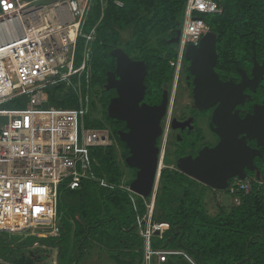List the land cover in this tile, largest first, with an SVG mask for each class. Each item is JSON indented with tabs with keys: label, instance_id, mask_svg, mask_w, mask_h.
<instances>
[{
	"label": "trees",
	"instance_id": "1",
	"mask_svg": "<svg viewBox=\"0 0 264 264\" xmlns=\"http://www.w3.org/2000/svg\"><path fill=\"white\" fill-rule=\"evenodd\" d=\"M187 0H93L88 21L83 27L94 29L90 43L88 83L104 88L106 73L115 68L111 50L121 48L131 59L146 64V97L159 102L163 87L174 77L170 62L176 58V47L168 42L180 29ZM218 14H208L204 20L209 30L217 35L219 61L216 68L235 74L236 66L249 68L250 56L264 59V0H221ZM88 32V33H89ZM85 40L77 43V60ZM176 46V44H175ZM57 85L47 90L49 107L69 109L77 105L75 91ZM104 90V89H103ZM85 91V92H86ZM106 96L109 93L104 90ZM107 108L108 97L103 102ZM92 101L86 116V126L107 129L110 138L117 140L113 120L105 113L103 120L90 116L96 110ZM91 109V110H90ZM122 153L112 144L93 148V172L108 183L101 187L84 180L76 191L60 190L61 196L80 198V204L63 214L58 202L59 236H28L31 245H40L55 252L56 264H79L92 248L105 250L113 264H143L144 238L138 219L147 213L150 197L143 199L120 188L129 186L127 166ZM125 152V153H124ZM261 173L263 159L260 161ZM263 184H252L248 193L231 196L239 202L229 207H218L215 215L207 211L208 189L169 166L161 170L155 195L152 222H165L162 231L150 241L153 250H179L196 264H264V175ZM122 179V181H121ZM214 194H228L227 189ZM230 196V195H229ZM178 228V234H175ZM26 245L15 234L0 232V260L9 264H42L36 255L23 253ZM91 255V254H90ZM165 264H189L182 256L170 257Z\"/></svg>",
	"mask_w": 264,
	"mask_h": 264
},
{
	"label": "built area",
	"instance_id": "2",
	"mask_svg": "<svg viewBox=\"0 0 264 264\" xmlns=\"http://www.w3.org/2000/svg\"><path fill=\"white\" fill-rule=\"evenodd\" d=\"M92 1L4 0L0 3V106L10 102L21 106L0 109V117L6 119L0 130V232L31 235L38 231L44 236L58 237L60 190L76 191L84 180L108 186L105 180L95 178L91 150L109 147L113 142L109 130L86 126L90 99L88 87L84 94L81 83L83 75L86 83L90 78V43L95 32L92 29L84 33L83 27ZM220 1H186L177 55L170 62L175 79L181 73L186 47L198 46L209 31L204 16L220 13ZM80 38L85 43L76 66ZM72 77L78 78V84L73 87ZM57 85L75 91L76 107H49L47 90ZM162 162L163 152L147 213L138 219L139 227L145 224L139 230L144 238V264H165L174 256L196 264L182 251L151 248L152 236L163 227L152 222L158 182L165 168ZM262 170L258 177L236 179L227 188L229 195L248 193L254 182L263 184L264 157ZM120 188L134 194L129 186L122 184ZM0 264L9 263L0 260Z\"/></svg>",
	"mask_w": 264,
	"mask_h": 264
},
{
	"label": "water",
	"instance_id": "3",
	"mask_svg": "<svg viewBox=\"0 0 264 264\" xmlns=\"http://www.w3.org/2000/svg\"><path fill=\"white\" fill-rule=\"evenodd\" d=\"M179 36L180 29L168 44H177ZM216 42L217 35L209 30L198 46L186 47L184 59L189 62L187 71L193 77L194 108L203 111L217 105L212 122L216 125L215 132L221 141L212 149L203 148L196 158H180L176 170L207 188L223 191L229 187L230 179L245 180V169L253 172L256 177L260 175V171L253 166V158L261 155L250 149L246 141L257 140L258 146L264 147V105L244 119L233 109L245 99L243 88L254 90L251 84L260 82L264 74V63L259 66L254 60L253 79L249 83L241 69H237L242 77L240 84L236 85L230 80L223 82L215 71L218 62ZM110 54L115 60V70L106 73L104 90H115L117 96L110 100L107 116L126 125L128 131L118 132L117 135L129 150L125 164L136 170L129 188L135 195L146 199L151 195L158 176L157 139L162 133L161 119L167 111L169 92L163 87L159 105L145 104L146 64L131 59L121 48L111 50ZM61 199L66 205L80 204L79 197L71 198L66 193ZM158 224L166 225L161 221ZM175 234H178V228H175Z\"/></svg>",
	"mask_w": 264,
	"mask_h": 264
},
{
	"label": "flooded vegetation",
	"instance_id": "4",
	"mask_svg": "<svg viewBox=\"0 0 264 264\" xmlns=\"http://www.w3.org/2000/svg\"><path fill=\"white\" fill-rule=\"evenodd\" d=\"M174 45V44H172ZM217 49V42H216ZM255 58V59H254ZM254 60L261 66L264 63V59H258L255 54L250 56L249 68H241L236 66L235 74L227 75V71H221L216 68L215 71L221 81L226 82L228 80L232 81L234 84L238 85L242 82V77L238 73L237 69H241L246 77V81L253 79L252 67L254 65ZM219 61V56H218ZM218 63V62H217ZM189 67V62L183 59L181 73L177 79L173 77L172 81L165 86L169 92L168 97V107L166 114L161 119V136L157 139V146L159 148L158 163L161 152H163V163L168 164L171 168H176V163L180 158H196L199 152L203 148L212 149L216 147L221 141L220 136L215 132L216 125L212 122L213 112L217 105L211 107L208 110L199 111L193 106L192 99V80L193 77L189 75L187 69ZM115 70V68H114ZM113 70V71H114ZM254 90L250 87L243 88V94L245 99L241 104L234 107L233 112L237 111L241 119L246 118L254 114L255 109L262 107L264 105V74L262 79L258 84H251ZM104 89V88H103ZM106 91V90H105ZM109 93L108 104L111 99L117 96L115 90L106 91ZM147 93V88H146ZM145 93L144 103L149 106L159 105L157 99L147 98ZM163 93V92H162ZM162 97V94H161ZM185 98V99H184ZM184 99V103L182 102ZM107 104V106H108ZM107 114V108H106ZM104 120V119H103ZM113 120L111 125L113 129H116L117 140L118 132H127V128L124 122ZM242 137V135H239ZM117 140H113L112 144L117 148L118 152L122 153V149ZM122 142V141H120ZM124 144V142H122ZM247 146L253 151L260 153L261 157L255 156L253 158V166L261 171L260 161L264 157V147L258 146L257 140H247ZM118 146V147H117ZM126 147V145L124 144ZM125 153V152H124ZM127 156H129V150L126 147ZM125 157V158H126ZM125 158L123 162L125 164ZM126 165V164H125ZM127 166V165H126ZM128 167V166H127ZM127 171L131 177H135L136 170L132 168H127ZM246 177H251L255 175L253 172H249L245 169ZM236 180L232 178L228 181L229 186ZM209 193H217L213 189H208Z\"/></svg>",
	"mask_w": 264,
	"mask_h": 264
},
{
	"label": "rangeland",
	"instance_id": "5",
	"mask_svg": "<svg viewBox=\"0 0 264 264\" xmlns=\"http://www.w3.org/2000/svg\"><path fill=\"white\" fill-rule=\"evenodd\" d=\"M93 7V1L90 4V9ZM89 13V12H88ZM88 21V15L85 18V23ZM89 27L85 28L84 33H88L89 32ZM176 46L172 45L171 48L174 49ZM79 64V60H77L76 66ZM91 72H90V82H91ZM81 83H82V88L83 86L86 85V78L83 75L82 79H81ZM71 84L72 87L76 84H78V78L77 77H72L71 78ZM89 90H88V95H89V99L90 102L95 101L97 102V108L96 110H92L91 111V115L94 119H99V120H103L106 123L107 120L105 119V113H106V108H104V101L106 100V98L108 96H106V93H104V90L101 86H96L93 85L92 83H90L89 86ZM84 94H86V90L83 88ZM185 99V98H184ZM184 99H182L181 103H184ZM16 108H21V106L16 103V102H10V103H5L4 105L0 106V109H16ZM91 110V109H90ZM6 119L4 117H0V130L3 127V125L5 124ZM118 147V146H117ZM117 149V148H116ZM96 164L95 162L92 163ZM162 167H167L168 164H164L162 162ZM171 167V166H170ZM93 169V167H92ZM126 181L131 180V176L129 175L128 171L126 170ZM95 178L100 179L99 176L95 175ZM87 181H91V180H87ZM122 181V179H121ZM91 182H96L97 181L93 180ZM206 203H207V211L209 212V214L211 215H215L218 212V207L219 206H223V207H229L231 205H235L237 204L236 200H234L231 196H229L228 194H212V193H208V196L206 198ZM59 208L61 210V212L65 215V214H69L70 211V205H66L64 203L59 204ZM72 207H76V206H72ZM162 231V230H161ZM160 231V232H161ZM17 236V239L19 241H21L22 244L26 245L25 248L22 249L23 253H28L30 255L34 254L36 255V257L41 260L42 264H56V256H55V252L49 248L46 247H42L40 245H31V240L28 238V236H44V234L42 235L41 233L39 234L38 231H34V234L28 235L25 233H21V234H15ZM93 251L91 253L86 254V251L89 250L88 247H85L82 251L81 254L84 252L85 254V259L83 261H80L79 264H113L110 259L107 256V252L105 250H101L98 248H92ZM91 254V255H90ZM156 263V262H155ZM152 263V264H155ZM157 264V263H156Z\"/></svg>",
	"mask_w": 264,
	"mask_h": 264
},
{
	"label": "snow or ice",
	"instance_id": "6",
	"mask_svg": "<svg viewBox=\"0 0 264 264\" xmlns=\"http://www.w3.org/2000/svg\"><path fill=\"white\" fill-rule=\"evenodd\" d=\"M4 2V0H0V3H3ZM5 7L7 8V7H11V5H5Z\"/></svg>",
	"mask_w": 264,
	"mask_h": 264
},
{
	"label": "crops",
	"instance_id": "7",
	"mask_svg": "<svg viewBox=\"0 0 264 264\" xmlns=\"http://www.w3.org/2000/svg\"><path fill=\"white\" fill-rule=\"evenodd\" d=\"M144 264V263H143Z\"/></svg>",
	"mask_w": 264,
	"mask_h": 264
}]
</instances>
